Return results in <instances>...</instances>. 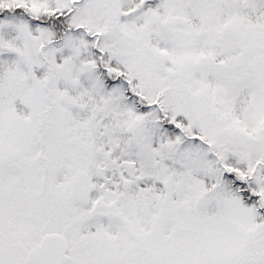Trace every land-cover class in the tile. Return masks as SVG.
<instances>
[{
  "label": "snow or ice",
  "instance_id": "1",
  "mask_svg": "<svg viewBox=\"0 0 264 264\" xmlns=\"http://www.w3.org/2000/svg\"><path fill=\"white\" fill-rule=\"evenodd\" d=\"M0 264H264V0H0Z\"/></svg>",
  "mask_w": 264,
  "mask_h": 264
}]
</instances>
